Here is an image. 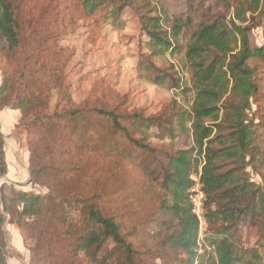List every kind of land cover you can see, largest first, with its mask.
<instances>
[{"label": "trees", "instance_id": "16d2710c", "mask_svg": "<svg viewBox=\"0 0 264 264\" xmlns=\"http://www.w3.org/2000/svg\"><path fill=\"white\" fill-rule=\"evenodd\" d=\"M77 1L84 15L104 11L103 19L112 23L129 9L147 39L146 52L137 59L138 77L158 87L191 92L192 100L186 109L173 98L148 115L88 106V99L76 104L64 76L68 57L58 60L60 47H49L54 39L45 44L49 35L31 38L38 29L27 31L21 25L19 0H0V44L17 64L13 73H2L0 109L18 110L37 136L50 138L52 144L42 146L45 152L38 154L37 148L29 147V182L45 185L48 193L0 185V237L9 219L29 251L28 264H141L117 217L103 212L93 195L58 193L64 178L59 173V181L58 169L47 162L51 151L70 152L74 143H82L92 116L100 117L143 155L144 173L159 184L164 196L158 206V232L164 234L162 243L180 255L178 264H264V122L247 114L255 90L253 68L247 62L252 57L264 60V46L251 44L248 17L262 13L264 0H185L179 12L170 11L165 0ZM177 55L189 74L185 81L167 58ZM52 90L58 101L48 112ZM182 136L185 147L177 148ZM151 138L168 143L154 146ZM4 144L0 131V176L7 172ZM34 153L38 162L33 161ZM198 165L205 225L201 244L189 199ZM247 167L260 176L261 184L250 179ZM46 172L49 178L43 181ZM243 218L258 231L252 246H240L237 225ZM1 241L0 264H7Z\"/></svg>", "mask_w": 264, "mask_h": 264}, {"label": "rangeland", "instance_id": "374dc122", "mask_svg": "<svg viewBox=\"0 0 264 264\" xmlns=\"http://www.w3.org/2000/svg\"><path fill=\"white\" fill-rule=\"evenodd\" d=\"M250 1L254 3L253 0ZM165 4L170 11L179 12L185 8V0H165ZM19 7L20 23L25 30L29 31L32 27L38 29L36 36L32 35L31 38L45 39L49 35V38H46L49 42L45 44H50V40L54 39V44L49 47H60L58 60L68 57L64 76L69 84V93L76 104L88 99V106L94 104L95 107L105 109L118 107V112L141 111L148 115L159 112L175 98L182 107L189 108L191 92L181 93L179 90L158 87L138 77L137 59L140 53L146 52L147 39L140 31L137 17L129 9L124 10L120 21L112 23L103 19L104 11L89 17L84 15L77 0H19ZM29 19L33 22L30 23L31 26ZM248 25L251 27V44L256 47L264 46V10L259 15L249 16ZM167 58L176 64L183 80H187L189 74L182 66L181 55ZM247 63L253 68L251 83L255 85L247 111L248 118L254 119L255 122H264V60L252 57ZM16 68L17 64L12 63L0 44V82L3 72L13 73ZM16 78L17 76H14L13 83ZM14 97L15 94L11 96V101ZM57 101L56 90H52L48 112L55 110ZM4 108L11 109L9 106ZM17 113L11 133L17 135L20 147L16 148L13 144L16 137H10V144L5 141L8 160L5 162L6 167L7 163L9 164V172L12 171L11 166L17 162L14 158L16 151L22 163L28 164L29 170V147L37 148L38 154L45 152L42 146H52L50 138L40 139L32 124L21 119L19 111ZM9 118L11 120V117ZM89 122V133L82 143H72L73 148L76 147L74 153L73 148H69L70 152L51 151L49 154L52 157L47 159V162L54 169H58L55 170L57 179H61L59 173L64 178L58 193L78 197L93 195V201L103 212L115 215L120 221L123 232L137 251L136 258L139 263L178 264L177 257L180 255L176 257L162 243L164 234L158 232V206L164 196L159 184L150 181L144 173L143 155L133 150L125 138L100 117L91 116ZM69 131L67 129L66 134H69ZM154 132L155 129H152V133ZM262 137L264 139V132ZM149 141L154 146L168 143V140L160 141L156 138ZM185 141L184 136L179 137L176 147L184 148ZM36 154H32L34 162L39 161ZM193 155L201 158L197 154ZM20 171L26 174V169ZM247 171L252 181L262 183L260 176L250 167H247ZM197 173L192 174L193 180ZM6 174L3 176L7 177ZM3 176L0 177V182ZM48 178L46 172L42 179L44 181ZM21 185H26L28 190L48 193L46 186L39 183L30 185L26 181ZM237 228L240 233V246L255 244L258 239L256 227L243 218L238 222ZM204 229L202 217V224L198 227L199 244L203 241ZM0 238L3 242L6 241L9 247L10 262L15 263L14 258H19L22 264H27L28 251L20 243L13 245L6 235H1ZM261 253L264 254V248Z\"/></svg>", "mask_w": 264, "mask_h": 264}, {"label": "crops", "instance_id": "0c3cea01", "mask_svg": "<svg viewBox=\"0 0 264 264\" xmlns=\"http://www.w3.org/2000/svg\"><path fill=\"white\" fill-rule=\"evenodd\" d=\"M17 111L18 110H12V109H9V108H3V109H0V131L1 133L3 134L4 136V141H7L8 144H10V137H16V139H14V146L16 148L20 147V140L18 139L17 135L13 132L12 130H14V124L16 123V117H17ZM11 117V120L10 118ZM10 124V125H8ZM13 135V136H11ZM6 144V143H5ZM5 144H4V152H5V157H6V162H8L7 160V153H6V147H5ZM20 149V148H19ZM22 150V148H21ZM15 160L17 162H15V164H13L11 166V172H9V164L7 163V169H8V172H7V177H4L1 182H0V185H12L13 188H18L16 190H23V191H30L31 189H26V185H21V183H25L27 181L28 184L31 185V183L29 182V170L27 169L28 168V164L26 163H22L21 159L19 158L18 156V153L17 151L15 152ZM12 162V161H11ZM20 169H26V174L23 173V171H20ZM2 177V176H0ZM21 178H24V179H21ZM1 179V178H0ZM10 187V188H12ZM22 188V189H20ZM5 225V226H4ZM4 225L2 226V235L5 237L6 236H9V239L11 241V243L14 245L16 244H21L22 247H24L27 251V247L25 246L24 244V241L22 239V236L20 235V232L18 231V229L11 223V221L9 219H6L5 222H4ZM5 250H6V254H7V258H6V262L7 264H22L21 260L19 258H14L15 260V263L13 262H10V251H9V247L7 246L6 244V241H5ZM28 255H29V251H28ZM28 261H29V258H28ZM28 264V262H27Z\"/></svg>", "mask_w": 264, "mask_h": 264}, {"label": "built area", "instance_id": "2783aa9c", "mask_svg": "<svg viewBox=\"0 0 264 264\" xmlns=\"http://www.w3.org/2000/svg\"><path fill=\"white\" fill-rule=\"evenodd\" d=\"M198 173L197 177L193 180L194 183L189 189V198L190 202L192 204V212L194 215L197 217L199 221V225L202 224V217H203V208H202V203H203V192L201 190V185H200V166L198 168Z\"/></svg>", "mask_w": 264, "mask_h": 264}]
</instances>
